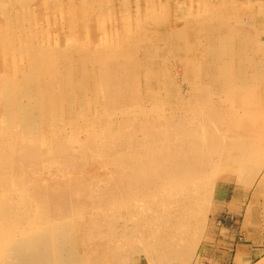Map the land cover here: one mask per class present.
I'll use <instances>...</instances> for the list:
<instances>
[{"label":"rangeland","instance_id":"obj_1","mask_svg":"<svg viewBox=\"0 0 264 264\" xmlns=\"http://www.w3.org/2000/svg\"><path fill=\"white\" fill-rule=\"evenodd\" d=\"M34 3L30 5L33 8L28 11L29 14L18 10V14L14 16L13 9L10 10L8 14L11 24L0 30V43L6 37H12L10 46L14 51L39 42L45 54L37 59L44 71L31 84L34 92L26 95L20 93L22 87L19 85L14 90L12 87L11 94L15 93V96H11L14 98L12 103L16 101L14 107L27 106L26 110H31L35 105L32 103L34 96L42 95L45 99L39 111L42 110V114L46 115L42 120L48 130L53 124L50 113L52 109H63L57 97L58 93H64L60 89L62 71L68 65L70 69L67 71L71 70L69 73L73 72L71 67H80L82 72L76 83L81 86L75 89L74 82L70 87L74 92L70 93L74 106L79 105L78 113L83 114L73 119L71 116L77 112L72 109L70 112H63L56 123L63 126L61 132L66 127L67 133L75 135L71 141L74 147L78 143H86L96 133L98 140L108 139V132L99 133L103 129L96 124L97 120L100 124L104 121L110 124L111 135L114 136L111 142L113 152L119 137L137 139L148 133L154 134L158 131L159 123L164 120L179 128L189 127L198 118L196 109L211 110L219 96L220 102L223 100L227 109L230 107L228 100L231 101V111L232 107L240 110L239 121L232 132L244 135L253 145L258 144L260 136L264 137V0H34ZM211 28L216 30V34H227L222 41H227L230 47H237L229 55L231 66L225 67L226 73H223L227 75L213 71L216 76L213 77L209 68L204 71V62L209 60L205 57L206 49L201 42L204 33ZM111 31L113 37L110 35ZM174 36L179 40L172 47L169 43L173 42ZM18 37L22 38L20 42L17 41ZM142 44L148 48L141 46ZM36 49L33 51L41 55V49ZM17 54L19 56H11L15 58L17 68H26L29 52L20 55L17 51ZM1 56L4 58L3 54ZM1 56L0 70L3 74L11 67ZM145 59L149 61L146 62ZM50 61H58L55 68L50 65ZM218 64L215 66L217 69ZM4 80L5 78L0 79L1 82ZM95 82L99 85L98 92ZM49 92L54 95L49 97ZM94 92L98 94L99 103L95 102ZM3 109L0 104V113ZM107 110L111 116L109 115V120H102V114ZM71 122L74 124L71 125ZM248 125L253 130L245 127ZM63 133L53 132L50 135L59 137ZM170 137L166 139L167 142ZM258 145L256 147L264 148L263 143ZM154 147L144 145L136 149L140 165H152V161L141 158L146 159L147 152ZM179 149L176 146L174 151ZM153 164L156 168V161ZM249 164L250 170L246 175L230 168V172L228 169L219 173L215 171L214 177L220 175L221 178L218 176L212 180L210 192L205 196L201 193L195 199V205H185L184 209L177 210L178 228L174 231L172 245L178 251L170 257V261L158 262L155 256H150L151 245L140 240L142 229L147 227L144 222L153 217H156L155 224L153 222L152 225L158 228L157 234L161 235L169 226L164 217L169 208L162 207L160 198L158 199L163 190L156 189L154 197L138 202V205L147 208L141 211L139 225L132 227L139 239L138 246L134 250L130 246L129 250L123 249L127 253H124L120 264H151L152 259L154 264H264V150L262 154L256 152ZM106 165L99 161L86 162L79 171L81 178L71 179V184L95 181L104 174L103 167L109 169L108 163ZM155 170L157 177H160L173 169L171 163L169 165L163 162ZM106 184L101 182L95 194L105 198L103 193L107 188ZM142 184L145 182L141 180L134 187ZM179 198L180 196L177 200ZM127 200L131 205L133 199ZM121 201L123 203L124 200ZM121 201L113 203L111 200L110 205L105 206L104 210L109 212L102 213L103 227L116 223L119 214L113 210L119 203L122 204ZM124 206L121 207L122 210L127 208ZM174 208L176 207L172 209ZM127 212L129 210L120 212V217ZM88 220L91 222L95 219L89 216ZM115 227L112 229L116 230ZM81 230L82 225L77 224L76 231ZM194 232L198 233V239L189 247L188 240ZM101 233H104L103 229ZM168 243L169 241L166 245Z\"/></svg>","mask_w":264,"mask_h":264},{"label":"bare ground","instance_id":"obj_2","mask_svg":"<svg viewBox=\"0 0 264 264\" xmlns=\"http://www.w3.org/2000/svg\"><path fill=\"white\" fill-rule=\"evenodd\" d=\"M32 3L34 0H0V30L2 27L8 28L11 24L10 14H8L10 10L13 9L14 16L18 14V10L29 14L28 11L33 8L30 6ZM9 7L10 9H8ZM214 30L211 28L204 33L201 44L206 49L205 57L209 60L207 63L204 62V71L209 68L210 74L216 77L213 71L227 75L223 73H226L225 67L231 66L229 55L234 53L237 47H230L227 41H222L227 34L222 36L216 34V30ZM112 32L110 35L113 37ZM21 39L18 37L17 41L20 42ZM3 40L0 43V56L3 54L6 59L1 56L2 60L8 61L11 68L3 74L0 70V79L5 78L3 82L0 81V104L4 108L0 113V264H120V260L124 259V253H127L123 249L129 250L130 246V249L134 250L138 246L139 239L135 236L132 227L139 225L138 218L141 216V211L147 209L138 205V202L154 197L156 189L163 190L161 195H158V199L160 198L162 207L169 208L164 216L169 226L161 235L157 234L158 228L153 226L156 217H153L144 222L147 227L142 229L143 234L140 240L151 245L152 254L150 256H155L158 262L170 261V257L178 251L172 245L174 231L178 228L177 210L184 209L185 205L186 207L189 204L195 205V199L201 193L205 196L210 192L212 180L218 176L221 178L220 175L214 177L215 171L219 173L227 169L229 171L230 168V170L234 169L235 172L246 175L250 170L248 166H250L249 162L253 155L256 152L262 154V150H264V148L256 147L259 143L264 144L263 136L258 138L257 145H253L249 139L244 138V135L232 132L235 130V124L239 121L240 110L232 107L231 111V101L228 100L227 103L230 107L227 109L223 105L224 101L220 102V96L211 110L196 109L199 113L198 118L189 127L179 128L174 123L164 120L159 123L158 131L154 134L148 133L142 138L137 137V139H131L128 136L119 137L113 152L111 142H113L114 136L111 135L110 124L105 121L100 124L99 120L97 122L95 120L94 122L98 126H102L103 129L99 130V133L108 132V139L98 140L96 133L91 135L86 143H78L79 145L74 147L71 141L74 140L75 135L67 133L66 127L64 133L61 132L63 126L56 123L60 120L63 112L67 113L74 109V112L77 113L71 116L73 119L83 114L78 113L79 105L74 106L75 102L71 99L74 90L70 88L74 82L80 80L79 74L82 69L71 67L73 72L69 73L71 70L67 71L70 69L68 68L70 65H68L67 69L62 71L61 76L64 80L60 79V81L62 80L60 89L64 93H58L57 97L62 103L63 109L59 107L52 109L50 113H52L51 122L53 124L46 130L47 127L42 120L46 115L42 114V110L39 111L40 105L45 99L42 95L34 96L32 103L35 105L31 107V110H26L27 106H23L24 108L14 107V103L17 102L12 103L14 98L11 97L15 96V93L11 94V88L13 87L14 90L18 85L20 88L22 87L21 90L18 89L20 93L29 95L34 92L31 84L36 82L38 75L44 71L37 63L38 57L45 55L43 47L39 42H34L33 46L29 44L26 48H19L15 52L10 46L13 41L12 37H6ZM172 40L173 42L170 41L169 44L175 47L179 38L174 36ZM141 46L147 47L143 44ZM36 47L41 49V55L33 51ZM17 51L20 55L29 52L26 68H17L15 58L11 57L19 56ZM166 56L168 55L166 54ZM53 61H50V65L55 68L58 61ZM77 61L79 63V60ZM145 61L149 60L145 59ZM217 63H219V69L215 67ZM96 84L95 82L94 86L98 92L99 85L96 86ZM80 86V83L77 82L74 88ZM53 95L49 92V97ZM93 97L96 103L100 102L96 92L93 93ZM260 98L262 99V97ZM109 115L111 116L110 111H105L102 114V120H109ZM227 122L231 124L228 125ZM114 123L116 125V122ZM72 124L74 123L71 122ZM245 127L253 130L250 125ZM53 132L63 134L54 137V135H50ZM248 134L252 135V132L248 131ZM169 137L170 140L167 142L166 139ZM131 144L132 148H130ZM144 145L155 146L147 152L146 159L141 158V160L152 161L151 166L145 164L142 166L138 163L140 157L136 149ZM176 146L180 148L177 152L174 151ZM258 148L260 149L258 150ZM88 161H99L104 165L108 163L109 169L103 167L104 174L93 182L89 180L76 183V185L71 184V179L81 178L79 171ZM155 161L156 168L153 164ZM163 162L169 165L171 163L173 170L157 177L155 169ZM210 169L213 170L208 172ZM93 175L92 177H94ZM141 180L145 184L134 187ZM101 182L107 183L105 186L107 188L103 193L105 198L95 194ZM162 185L168 187L162 188ZM179 196L180 198L177 200ZM128 198L133 199L131 205ZM111 200L113 203L120 200L122 204L119 203L113 210L119 214L116 223H110L105 228L102 225V213L109 212L104 208L110 205ZM101 201L102 203H100ZM98 204L100 205L97 206ZM122 206L127 207L124 210H129V212L120 217V212L124 211ZM173 207L176 208L172 209ZM89 216L95 220L90 222ZM77 224L82 225L81 231H76ZM113 227L117 229L114 230ZM102 229L104 233H101ZM197 239L198 233H192L188 240L189 247ZM168 241L169 243L166 245ZM150 263L154 264L153 259L150 260Z\"/></svg>","mask_w":264,"mask_h":264}]
</instances>
